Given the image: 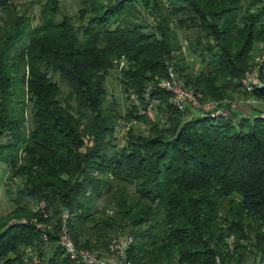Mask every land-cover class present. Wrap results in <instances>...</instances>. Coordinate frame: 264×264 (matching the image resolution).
Here are the masks:
<instances>
[{
	"label": "trees",
	"instance_id": "1",
	"mask_svg": "<svg viewBox=\"0 0 264 264\" xmlns=\"http://www.w3.org/2000/svg\"><path fill=\"white\" fill-rule=\"evenodd\" d=\"M80 1L75 14L0 0V170L14 203L0 212V264H90L59 242L65 209L80 247L133 235L134 264H264V115L178 108L158 82L173 67L204 99L244 95L264 0ZM113 68L140 99L126 113L109 98ZM150 99L164 120L141 111ZM121 119L146 126L122 143ZM42 198L50 243L11 221L40 214Z\"/></svg>",
	"mask_w": 264,
	"mask_h": 264
},
{
	"label": "built area",
	"instance_id": "2",
	"mask_svg": "<svg viewBox=\"0 0 264 264\" xmlns=\"http://www.w3.org/2000/svg\"><path fill=\"white\" fill-rule=\"evenodd\" d=\"M125 64V59L120 60V67ZM159 84L171 90V102L178 108H186L193 106L205 113L211 115L229 114L233 109L240 108L244 105H251L253 108L259 109L264 115V98L255 94L257 87L264 86V40L259 41V48L255 52L254 61L251 67L247 68L242 77V84L245 89L244 95L227 96L224 98H202L200 93L192 86H189L184 77L172 67L166 76H163L158 81ZM152 85L149 86V89ZM147 97L150 98L149 91ZM141 111H151L154 114H160L162 119L166 118V114L161 112L156 107L155 100H149L146 106H141ZM245 114H249L244 112ZM37 209L40 214L22 215L11 219L12 222H35L43 231V238L47 243H50L49 229L53 227V222L50 220L51 210L48 207L46 198H42L37 203ZM69 210L65 209L62 213V224L59 236V242L64 248L74 257H79L90 264H134L128 258V245L133 240V235H121L113 240L101 252L99 249L87 246H78L68 223ZM234 236L229 237V241L233 245ZM216 264H225L220 256H217Z\"/></svg>",
	"mask_w": 264,
	"mask_h": 264
},
{
	"label": "rangeland",
	"instance_id": "3",
	"mask_svg": "<svg viewBox=\"0 0 264 264\" xmlns=\"http://www.w3.org/2000/svg\"><path fill=\"white\" fill-rule=\"evenodd\" d=\"M63 5V12H70L77 14L80 7H81V1L80 0H62ZM35 13H36V20L38 21L40 19V11H41V5L36 4L35 7ZM186 41V40H185ZM187 42V41H186ZM194 63L197 61V57H193ZM55 77L60 80L59 73H54ZM62 85L67 90L68 86L65 82L61 81ZM107 84L109 86V98H116L119 103L120 107L123 110L124 113L127 112L128 107L134 103L139 102L140 99L138 98L137 94H132V96H128V93L125 91L124 85L122 83V80L120 78V71L117 68H113L111 70V73L108 77ZM142 106V104H140ZM151 112V111H149ZM153 113V112H151ZM137 125L138 127H145L146 124L142 123L138 120H132L127 121L126 119H121L120 126H119V135L122 137L120 140L122 143L125 141L124 136L127 132L128 128L132 125ZM8 175L7 168H2L0 170V212L4 213L11 208H13L14 203L10 200V195L8 192V188L6 185L5 178ZM105 198H102V201H104ZM252 261V259H250Z\"/></svg>",
	"mask_w": 264,
	"mask_h": 264
},
{
	"label": "crops",
	"instance_id": "4",
	"mask_svg": "<svg viewBox=\"0 0 264 264\" xmlns=\"http://www.w3.org/2000/svg\"><path fill=\"white\" fill-rule=\"evenodd\" d=\"M242 111L250 114L254 111V108L247 104L242 107Z\"/></svg>",
	"mask_w": 264,
	"mask_h": 264
}]
</instances>
